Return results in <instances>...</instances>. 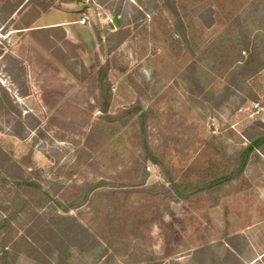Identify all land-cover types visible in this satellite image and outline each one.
Here are the masks:
<instances>
[{
	"label": "rangeland",
	"instance_id": "374dc122",
	"mask_svg": "<svg viewBox=\"0 0 264 264\" xmlns=\"http://www.w3.org/2000/svg\"><path fill=\"white\" fill-rule=\"evenodd\" d=\"M19 1L0 0V146L97 239L68 264H264V153L238 170L264 124V66L238 77L247 39L264 61V0Z\"/></svg>",
	"mask_w": 264,
	"mask_h": 264
},
{
	"label": "trees",
	"instance_id": "16d2710c",
	"mask_svg": "<svg viewBox=\"0 0 264 264\" xmlns=\"http://www.w3.org/2000/svg\"><path fill=\"white\" fill-rule=\"evenodd\" d=\"M25 1L20 0L16 5L14 4L11 12L16 11L21 5H23L22 7L32 6L35 3V19H37L41 14L50 11L54 5L53 0ZM171 8L175 16L179 17L178 10L174 6ZM212 21L211 16L208 20L205 19L207 25H210ZM179 22V27L183 26V36L186 37L184 24L182 25L181 19ZM49 28H59L65 36L64 27L58 25L44 29L49 31ZM241 51L247 53V58L240 67L238 77L253 75L264 66L258 49L255 46H250L248 39L247 42H244ZM107 75L108 65L101 66L96 75H90L92 82L96 81L98 84L97 90L101 100L98 99L97 102H100V111L103 114L108 113L110 104L109 96L104 95L105 82H108ZM233 81L236 85L238 78L234 77ZM222 97L225 100L228 97V92ZM261 127L264 128V124L257 122L255 132L249 135V145L239 152V172L246 166L253 152L264 153V129ZM142 136L144 158L158 162L154 157L155 153L148 144L146 135L142 134ZM73 204V201H62L47 189L43 183L41 170L32 167L28 157L16 161L0 146L1 263L10 264V261H7L10 256L15 261L19 254L24 252L35 261V264H49L52 258H56L57 264H68L72 247H85L88 246L87 244L94 246L97 242L95 236L76 216L70 214Z\"/></svg>",
	"mask_w": 264,
	"mask_h": 264
},
{
	"label": "built area",
	"instance_id": "2783aa9c",
	"mask_svg": "<svg viewBox=\"0 0 264 264\" xmlns=\"http://www.w3.org/2000/svg\"><path fill=\"white\" fill-rule=\"evenodd\" d=\"M79 22L81 24H85L86 23V17L81 18ZM261 109H262V107H261L259 102H253V104H252V111L253 112H259Z\"/></svg>",
	"mask_w": 264,
	"mask_h": 264
},
{
	"label": "crops",
	"instance_id": "0c3cea01",
	"mask_svg": "<svg viewBox=\"0 0 264 264\" xmlns=\"http://www.w3.org/2000/svg\"><path fill=\"white\" fill-rule=\"evenodd\" d=\"M79 20H66V21H60L56 24H54L55 26L59 25V26H63L65 28V30L69 33V26L73 23V22H78ZM44 26V25H43ZM70 36V35H69Z\"/></svg>",
	"mask_w": 264,
	"mask_h": 264
},
{
	"label": "water",
	"instance_id": "95a60500",
	"mask_svg": "<svg viewBox=\"0 0 264 264\" xmlns=\"http://www.w3.org/2000/svg\"><path fill=\"white\" fill-rule=\"evenodd\" d=\"M114 23L117 25L118 24V15H115L114 16V19H113Z\"/></svg>",
	"mask_w": 264,
	"mask_h": 264
}]
</instances>
